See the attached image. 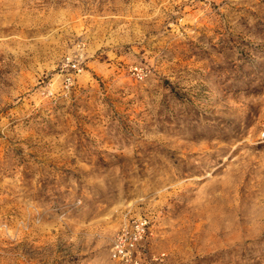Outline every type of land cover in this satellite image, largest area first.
<instances>
[{
	"label": "rangeland",
	"instance_id": "obj_1",
	"mask_svg": "<svg viewBox=\"0 0 264 264\" xmlns=\"http://www.w3.org/2000/svg\"><path fill=\"white\" fill-rule=\"evenodd\" d=\"M264 264V0H0V264Z\"/></svg>",
	"mask_w": 264,
	"mask_h": 264
},
{
	"label": "built area",
	"instance_id": "obj_2",
	"mask_svg": "<svg viewBox=\"0 0 264 264\" xmlns=\"http://www.w3.org/2000/svg\"><path fill=\"white\" fill-rule=\"evenodd\" d=\"M149 223L145 217L126 223L113 240L111 260L121 264H143L141 243L150 232Z\"/></svg>",
	"mask_w": 264,
	"mask_h": 264
}]
</instances>
